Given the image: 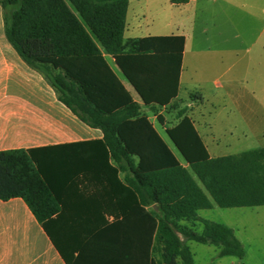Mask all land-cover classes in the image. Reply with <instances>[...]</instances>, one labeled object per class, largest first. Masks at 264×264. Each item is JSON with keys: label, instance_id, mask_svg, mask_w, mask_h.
I'll list each match as a JSON object with an SVG mask.
<instances>
[{"label": "trees", "instance_id": "1", "mask_svg": "<svg viewBox=\"0 0 264 264\" xmlns=\"http://www.w3.org/2000/svg\"><path fill=\"white\" fill-rule=\"evenodd\" d=\"M127 5L128 0H0L7 42L44 76L60 103L102 133L95 140L0 150V200L22 199L53 242L49 222L64 208L62 194L95 192V182L114 180L117 193L128 197L118 202L120 224L131 217L126 211L133 212L136 239L148 240L144 250L135 246L145 264H195L186 241L241 259L244 248L232 228L197 211L212 202L219 208L264 206V148L210 158L182 108L176 123L165 128L186 167L180 164L103 53L163 124L158 110L170 108L177 96L184 37L124 41Z\"/></svg>", "mask_w": 264, "mask_h": 264}, {"label": "crops", "instance_id": "2", "mask_svg": "<svg viewBox=\"0 0 264 264\" xmlns=\"http://www.w3.org/2000/svg\"><path fill=\"white\" fill-rule=\"evenodd\" d=\"M151 1L131 3L128 0L123 40L184 37L178 92L171 102V110H177L180 100H189L186 105L191 111L186 110L185 114L210 158L264 148V0H189L186 3L163 0L158 11ZM155 20L160 21L158 27L146 26L147 21ZM183 21L191 26L189 52ZM1 29L3 10L0 7ZM188 54L190 70H185ZM103 55L166 142L165 123L159 124L156 116L142 105L114 59ZM168 108H160L158 113L161 115ZM101 137L99 129L79 121L58 101L44 76L29 67L11 45L0 47V150ZM176 158L186 167L182 158ZM95 185L100 186L95 192L71 189L62 194L64 208L59 217L49 222L53 242L22 199L0 200V264H145L144 253L140 256L135 246L142 244L144 250L148 240L136 239L135 232L140 229L133 220L135 214L126 211L131 217L120 224L118 202L128 197L117 193L114 180L108 185L102 182ZM181 223L195 230L200 225ZM141 230H144L142 226ZM192 256L194 260L193 253ZM216 256L234 257H219L218 249Z\"/></svg>", "mask_w": 264, "mask_h": 264}, {"label": "rangeland", "instance_id": "3", "mask_svg": "<svg viewBox=\"0 0 264 264\" xmlns=\"http://www.w3.org/2000/svg\"><path fill=\"white\" fill-rule=\"evenodd\" d=\"M131 3L135 0H129ZM156 6L157 11L162 5L163 0H152ZM160 20V19H159ZM159 20L147 21L148 28L158 27ZM160 24V23H159ZM146 27V28H147ZM183 29L187 35L186 49L187 52L191 50V38L190 31L191 26L187 21H183ZM0 47H10L7 42L3 29L0 30ZM184 69L190 70V58L189 54L186 55L184 61ZM194 100L192 97L191 101ZM189 100L183 99L179 101V107L176 111L167 109L161 116L163 118V124L166 127H170L176 123L175 114L178 110L185 108L187 112L191 111V108L186 105ZM163 133V132H162ZM171 150L176 154L178 158H181L175 147L166 135H163ZM199 216L217 223L225 224L231 227L234 231L236 238H238L243 244L245 250V256L241 259L236 257H226L219 259L216 256L217 248L213 245L199 244L190 241L188 245L189 249L194 255L195 264H264V206L259 207H241V208H219L212 204V207L208 210H202L198 212ZM202 227L196 226V231L200 232ZM232 260L231 262H228Z\"/></svg>", "mask_w": 264, "mask_h": 264}]
</instances>
